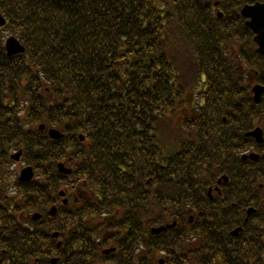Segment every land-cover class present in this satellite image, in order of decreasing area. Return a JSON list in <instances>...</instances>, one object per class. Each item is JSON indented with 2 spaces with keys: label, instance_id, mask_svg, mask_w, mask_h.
Listing matches in <instances>:
<instances>
[{
  "label": "trees",
  "instance_id": "16d2710c",
  "mask_svg": "<svg viewBox=\"0 0 264 264\" xmlns=\"http://www.w3.org/2000/svg\"><path fill=\"white\" fill-rule=\"evenodd\" d=\"M213 2L0 0L7 27L26 47L2 70L3 81L13 98L28 101L30 123L65 133L59 141L44 137L29 162L36 172L54 175L55 183L48 177L54 192L68 178L57 172L59 160L86 180L82 186L93 199L77 211L81 226L102 204L132 211L140 202V216L147 214L149 192L137 189L152 185L156 211H180L183 198L197 196L201 179L222 170L227 142L261 124V105L247 94L248 74L256 71L260 82L264 66L239 13L246 0H220L221 19ZM2 129L13 131L8 123ZM59 211L51 218L56 224L34 234L19 228L25 258L7 253L2 263L28 264L56 250L49 232L63 234L69 223L66 207ZM62 243L60 250H68ZM250 262L264 264V241L263 263L259 257Z\"/></svg>",
  "mask_w": 264,
  "mask_h": 264
},
{
  "label": "flooded vegetation",
  "instance_id": "af4514ba",
  "mask_svg": "<svg viewBox=\"0 0 264 264\" xmlns=\"http://www.w3.org/2000/svg\"><path fill=\"white\" fill-rule=\"evenodd\" d=\"M0 36L3 40L2 31ZM8 60L10 59L1 46L0 69L9 67ZM261 84L263 142L258 143V147L246 140L233 142L234 146H243L238 156L241 163L232 159L227 162L226 170L211 172L210 180L201 179L203 186L197 189L198 197L195 199L196 213L187 211L190 201L183 198V209L177 214L179 217L168 218L163 213L159 218L155 211L156 191L152 185L147 189H137L149 192L147 214L140 216V208L145 207L140 202L136 203L132 211H109L103 204L99 207L100 213H95V216L87 214L86 220H83L86 226H81L77 211L91 198L81 182L74 177L68 179L70 184L65 189L68 201L64 202L62 197L49 188L48 177H52V183L57 181L54 175L35 174L26 181H21L23 177H18L19 173L13 175L11 168L19 165L21 170L26 165L25 150L9 148L12 146L11 142H0V161L4 162H0V227L3 223L0 234L13 245L10 248L18 250L20 242L17 241V231L31 224L26 220H32L30 213L24 210L25 207H32L30 210L33 212L43 209L46 212L52 211V216L58 217L62 205L67 207L68 212L69 223L65 235L69 249L59 251V233L53 231L56 250L47 251L41 264H236L240 245L245 248L244 253H250V242L263 239L264 68ZM0 109L14 111L16 108L8 106V109ZM3 119L10 117H0V121ZM15 137L17 140L21 139L19 135ZM16 152H21L18 159L13 155ZM251 153L257 154L258 158L250 159L248 155ZM242 155L246 157L243 158ZM13 177L17 180L12 181ZM142 199L137 197L138 201ZM42 219L43 217L32 220V223ZM12 224L17 228L10 230ZM187 250L192 256L196 255L195 258L190 257ZM79 256L88 257L89 260H78Z\"/></svg>",
  "mask_w": 264,
  "mask_h": 264
},
{
  "label": "water",
  "instance_id": "95a60500",
  "mask_svg": "<svg viewBox=\"0 0 264 264\" xmlns=\"http://www.w3.org/2000/svg\"><path fill=\"white\" fill-rule=\"evenodd\" d=\"M242 13L245 17H249L250 20L246 22V24L254 31V41L258 44L257 51L260 53H264V4L263 3H256L252 6H245L242 9ZM4 23L3 17L0 15V25ZM23 47L18 44L17 40H15L13 37L8 39L7 41V51L9 54L17 53L22 51ZM255 92L254 99L256 101L259 100V95L261 92V87L255 86L253 88ZM52 133H55L56 136H59L57 131H51ZM251 135H253L256 139L260 138V130L255 129L251 132ZM59 169L68 172L69 170L64 168L62 164H59Z\"/></svg>",
  "mask_w": 264,
  "mask_h": 264
},
{
  "label": "rangeland",
  "instance_id": "374dc122",
  "mask_svg": "<svg viewBox=\"0 0 264 264\" xmlns=\"http://www.w3.org/2000/svg\"><path fill=\"white\" fill-rule=\"evenodd\" d=\"M18 169V166H15L14 170H17Z\"/></svg>",
  "mask_w": 264,
  "mask_h": 264
}]
</instances>
